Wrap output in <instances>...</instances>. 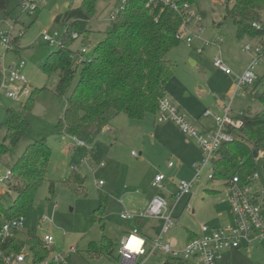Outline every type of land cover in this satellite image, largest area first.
Instances as JSON below:
<instances>
[{"label":"rangeland","instance_id":"374dc122","mask_svg":"<svg viewBox=\"0 0 264 264\" xmlns=\"http://www.w3.org/2000/svg\"><path fill=\"white\" fill-rule=\"evenodd\" d=\"M83 1L41 0L39 9L31 13L32 9L25 7L28 0H11L6 12L0 10V65L3 64L7 70L6 76L0 70V145L8 147V152L0 157V175L6 177L33 142L45 139L53 150L47 178L35 203L27 211L24 228L15 235L25 244L27 252L39 242L30 235L35 233L41 239L46 235L54 236L53 253L66 255L71 264H125L119 248L125 227L131 228L132 224L122 220L120 215L133 212L136 207L145 210L141 205L161 193L167 198L178 196L181 181L195 180L192 194L182 197L178 203L176 225L166 240L175 239L181 247L190 240L188 230L200 232L203 226L217 228L232 223L225 182L218 179L210 181L212 164L198 171L196 165L202 164L205 155L197 140L184 134L174 122L159 123L156 120L158 114L149 115L143 121H132L126 115H120L98 136L79 139L85 142L86 147L78 146L76 137L64 136L58 131L57 126L64 119L68 106L67 95L57 92L59 74L50 77L42 70L50 55L59 50L58 46L44 41L43 33L48 32L53 38L57 33L58 39L62 40L68 23L64 20L56 22V17L65 15L69 9L79 8ZM234 2L196 0L191 6V12L196 15L190 16L179 46L168 57L174 64L173 79L167 87L168 99L203 134L218 130L214 115L223 117L225 106L230 107L235 124L243 112L258 113L263 107L251 92L256 86L258 90L263 88L264 55L256 69L258 79L255 84L243 86L238 94L236 80L232 87L226 74L214 66L215 59L220 58L233 71L232 77H240L245 72H242L245 63H252L257 58L254 51L249 53L246 47L257 48L264 42V36L260 35L240 37L234 21L226 18L227 6L231 7ZM123 5L124 0L98 2L97 14L89 23L91 34L87 41L91 44L86 47L89 53L85 56L93 57L96 47L112 30V17ZM1 33L10 37L9 46L4 45ZM17 37L18 44L12 45V40ZM84 46L80 39L71 48L78 52ZM22 61L25 66L19 71L29 81L28 95L21 101H15L6 95L3 82L10 77L9 68ZM79 78L80 71L73 79V86ZM34 91L37 99L29 116L30 128L19 143L12 145L5 140L7 111L19 113ZM207 110L212 115L205 114ZM165 125L171 127V142L169 138L160 140L161 129L157 130L155 137L152 136L154 130ZM109 128L113 132H108ZM192 144L197 146V152ZM198 154L200 157L196 158ZM171 163L173 167H170ZM255 171L258 179L252 188L264 198V148L256 158ZM157 173L167 177L162 189L153 187ZM77 174L84 179L82 185L72 179ZM16 184L14 181L13 190L8 194L9 187H0V198L7 206L12 205L17 197ZM212 191L222 194L214 196ZM128 194L137 197L131 205L128 204L131 202ZM55 205L57 209H54ZM45 217L50 221H44ZM144 222L145 226L138 230L140 235H148L152 240H147L150 247L157 239L156 232H152L150 227H157L159 220L148 218ZM228 252L224 253L223 264H264V242L250 251L242 247L240 251H232L230 257H225ZM145 264L197 263H180L158 250L146 259Z\"/></svg>","mask_w":264,"mask_h":264},{"label":"trees","instance_id":"16d2710c","mask_svg":"<svg viewBox=\"0 0 264 264\" xmlns=\"http://www.w3.org/2000/svg\"><path fill=\"white\" fill-rule=\"evenodd\" d=\"M99 1L84 0L79 8L56 17V22L68 23L62 37L64 46L42 65L47 76L59 74L57 92L67 95L68 106L57 126L58 131L78 139L98 136L120 115L132 121H143L149 115L158 114L160 101L166 97L167 86L174 75V64L168 57L181 42L180 31L186 19L185 15L162 3L148 6L150 0H128L112 17V30L96 47L93 57L88 58L82 50L75 52L71 45L80 39L85 45L83 48L91 44L87 41L91 34L89 23L97 14ZM187 1L194 4L196 0ZM10 2L0 0V10L6 12ZM226 18L234 21L240 37L264 36V0H235L231 7L227 6ZM73 33H77L79 39H73ZM18 41L19 37L11 43L18 44ZM78 71L80 78L73 86ZM36 91L31 92L19 113L7 111L5 140L12 145L19 143L30 128L29 116L35 109ZM251 93L263 105L262 110L243 113L238 117L240 127H228L233 140L223 143L218 151L220 157L212 164L210 181L218 179L226 184L239 176L247 183L248 178L256 174L255 152L259 157L264 148V84L261 90L256 86ZM7 152L8 147L0 145V157ZM52 156L53 150L44 139L31 143L14 164L11 171L17 181L14 186L17 197L10 206L0 198V227L6 220L27 216L47 178ZM72 179L81 185L84 182L78 174ZM32 235L40 241L35 233ZM196 237H191L187 243ZM13 248L21 251L24 246L15 243ZM33 249L40 259L48 256L41 242Z\"/></svg>","mask_w":264,"mask_h":264},{"label":"built area","instance_id":"2783aa9c","mask_svg":"<svg viewBox=\"0 0 264 264\" xmlns=\"http://www.w3.org/2000/svg\"><path fill=\"white\" fill-rule=\"evenodd\" d=\"M128 0H124V4ZM41 0H28L25 7L32 9L35 12L39 8ZM154 3H162L165 6H169L186 16L180 31V38L182 40L183 32L188 27L190 16H195L194 12H191V2L187 0H150L148 6ZM255 27H258L256 24ZM3 36V43L5 46H9L10 37L8 34L1 33ZM59 34H55V37H51L48 32L43 33L44 41L63 47V40L58 39ZM73 39H79L77 33L72 34ZM191 39H188V43ZM246 51L255 53L257 58L247 67L244 74L240 77L236 76L237 91L243 86H252L258 79L256 75V69L260 64L261 57L264 55V42L260 47L253 48L247 46ZM89 53L87 48L82 49V54L85 56ZM264 57V56H263ZM5 58V55H4ZM25 63L22 61L18 65L11 66L9 68L10 77L3 82V89L6 90V95L15 101H21L26 95H28L27 86L29 81L26 75L21 74L19 69L24 68ZM214 66L221 70L228 76H233V71L224 63L220 58L215 59ZM0 70L4 76L7 75V70L3 64L0 65ZM31 94V93H30ZM29 94V96H30ZM28 96V97H29ZM208 115H212L211 111L206 112ZM218 130L203 134L193 127L188 119L179 111L176 105H174L168 98H164L160 101L157 121L159 123L174 122L181 128L184 134L197 140V144L202 149L205 157L202 164L196 165L199 172L208 164H213L214 161L219 159L220 155L218 151L222 147L223 143L231 142L232 136L228 133L229 126L240 127L241 123H234L231 117V109L229 106L224 107V116L214 115ZM108 132H113L112 128L108 129ZM77 141V145L86 147L84 141L74 138ZM135 154V153H133ZM173 164H170L172 167ZM213 172V168H212ZM167 179L165 174H159L156 176L153 187L162 189L163 183ZM210 179H213L210 177ZM258 179V174L248 178L247 183H243L239 176H235L226 183V191L229 199L230 212L233 216V222L227 225L210 228L203 226L200 234L197 237L180 247V244L175 239H167L170 231L176 225L175 210L182 197H187L192 194L195 181L185 182L181 181L178 184L179 194L174 195V203H171L164 195L160 194L153 198L150 204L145 210L138 212H124L121 219L131 221L134 219L145 220L148 218H156L160 222V230L157 234V239L153 241L152 246L148 247L147 239L140 235L139 230L135 228L128 235L124 236L121 241L119 253L123 260L127 264H145L146 259L155 254L156 251L168 254L170 258L179 260L185 263L195 262L197 264H223L224 253L229 250H238L246 246L249 250L254 249L256 246L264 242V214L262 206L257 202L252 184ZM12 184H14V177L10 170L6 177L0 175V187L7 186L9 191L12 190ZM57 205L54 209H57ZM189 208V204L188 207ZM186 211H188L186 209ZM44 221H50L49 217H45ZM26 217L15 218L12 220H6L0 227V264H71L69 257L64 254H54L55 250V238L52 235H46L43 239L40 238L42 247L48 251L46 258L40 259L37 253L34 252V247L27 252L25 244L19 240L15 235L16 232L24 228ZM32 238L33 235H30ZM133 238L138 241L135 245V249L128 247ZM15 243L22 244L24 248L21 251H16L13 246ZM74 251V248L71 252Z\"/></svg>","mask_w":264,"mask_h":264},{"label":"crops","instance_id":"0c3cea01","mask_svg":"<svg viewBox=\"0 0 264 264\" xmlns=\"http://www.w3.org/2000/svg\"><path fill=\"white\" fill-rule=\"evenodd\" d=\"M248 62V61H247ZM245 63L246 64V66H245V68H243V70H242V72L243 71H245V69H246V67H248L249 66V64L250 63ZM226 79H227V81H230V83H231V85H232V87L234 86V81L236 80V76H234V77H230V76H228V75H226ZM231 78H234V80L232 81L231 80ZM168 87V86H167ZM241 90V89H240ZM239 90V91H240ZM166 98H168V95H167V91H166ZM208 111V110H207ZM207 111H205V114H206V112ZM186 113H187V111H185ZM243 113H245V112H243ZM242 113V114H243ZM186 117V116H185ZM187 118V117H186ZM164 124V123H163ZM157 128V127H156ZM173 128L174 129H176L177 130V127L176 126H174L173 125ZM162 130L163 132H162V135H161V137H160V140H162V138H169V140H170V142L172 141V136H171V132H170V129H171V127H170V125H165V127H163V128H160V127H158V129H156V130H154V133H153V137H155V135H156V133H157V130ZM208 133V132H207ZM207 133H204V134H207ZM157 138V137H156ZM191 145V143H188V145ZM199 146V145H198ZM192 147H193V149H194V151L195 152H197V146L195 145V144H192ZM199 149V148H198ZM200 157V155L198 154L197 155V157L196 158H199ZM194 165H195V163H194ZM173 167V166H172ZM159 174H162V173H157L156 174V176H158ZM156 176H155V178H156ZM167 180V179H166ZM165 180V181H166ZM214 181V180H213ZM254 185V183L252 184V186ZM224 187H225V193H226V195L228 196V194H227V191H226V184H224ZM210 192V191H209ZM254 192V191H253ZM211 193H213L212 195H214V196H220L221 194H222V192H220V191H212ZM162 194V193H161ZM163 195V194H162ZM254 195H255V198H256V200H257V202L262 206V209H263V205H264V198L263 197H261L258 193H256V192H254ZM128 196H129V201H131V202H128V204H132V203H134L135 202V199L137 198L134 194H128ZM156 196V195H155ZM155 196H153V197H151V198H148V200L145 202V203H143V205H141V206H144V207H142V209L143 208H146L149 204H150V202L153 200V198L155 197ZM165 196V195H164ZM166 197V196H165ZM167 198V197H166ZM171 203H174V200H175V197H174V195L173 196H171L170 198H167ZM260 200H262V203H260ZM137 209H135V211H133V212H138V211H140L141 209L139 208V207H136ZM193 214H195V212H193ZM263 214H264V209H263ZM176 220H177V217H176ZM131 224H132V226H131V228H133V229H135V228H137V229H139V227H144L145 226V222H144V220H139V219H137V220H131ZM159 225H160V222H159ZM157 226V227H150V230L153 232V231H155L156 232V235L159 233V230H160V226ZM129 226H126L125 227V230H124V236H126V235H128L129 233H130V229H131ZM200 234V232H193V231H191V230H188V236H189V238H191V237H193V236H197V235H199ZM123 236V237H124ZM143 236V235H142ZM143 237H145L147 240H151L150 238H149V236L148 235H144ZM152 241V240H151ZM244 247H246V246H244ZM247 248V247H246ZM248 249V248H247ZM249 250V249H248ZM232 251H240V249H238V250H234V249H232V250H229V252H228V254L225 256V257H230V255H231V253H232ZM250 251V250H249ZM124 261V260H123Z\"/></svg>","mask_w":264,"mask_h":264},{"label":"clouds","instance_id":"9594fccd","mask_svg":"<svg viewBox=\"0 0 264 264\" xmlns=\"http://www.w3.org/2000/svg\"><path fill=\"white\" fill-rule=\"evenodd\" d=\"M137 244H138V241H136V240L134 239V240H132V242L129 243L128 247L133 248L134 250H136V249H135V245H137Z\"/></svg>","mask_w":264,"mask_h":264},{"label":"water","instance_id":"95a60500","mask_svg":"<svg viewBox=\"0 0 264 264\" xmlns=\"http://www.w3.org/2000/svg\"><path fill=\"white\" fill-rule=\"evenodd\" d=\"M255 156L258 157V153L255 152ZM125 264H127L125 261H124Z\"/></svg>","mask_w":264,"mask_h":264},{"label":"snow or ice","instance_id":"6c2138e0","mask_svg":"<svg viewBox=\"0 0 264 264\" xmlns=\"http://www.w3.org/2000/svg\"><path fill=\"white\" fill-rule=\"evenodd\" d=\"M135 238H133V240H134Z\"/></svg>","mask_w":264,"mask_h":264}]
</instances>
